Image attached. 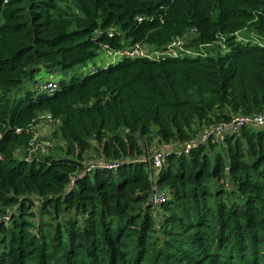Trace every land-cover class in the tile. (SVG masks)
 Wrapping results in <instances>:
<instances>
[{
    "label": "trees",
    "instance_id": "trees-1",
    "mask_svg": "<svg viewBox=\"0 0 264 264\" xmlns=\"http://www.w3.org/2000/svg\"><path fill=\"white\" fill-rule=\"evenodd\" d=\"M105 46L161 55L40 90V66L70 72ZM262 113L264 0H0V264H264V128L174 148ZM42 115L61 154L30 156ZM94 158L120 166L88 172Z\"/></svg>",
    "mask_w": 264,
    "mask_h": 264
},
{
    "label": "built area",
    "instance_id": "built-area-1",
    "mask_svg": "<svg viewBox=\"0 0 264 264\" xmlns=\"http://www.w3.org/2000/svg\"><path fill=\"white\" fill-rule=\"evenodd\" d=\"M185 46L184 39H177L173 42L168 49H170L173 54H177L183 51ZM107 56L112 61H117L119 59H134V58H150V59H159V52H151L146 47L136 46L132 49L122 50V51H112L107 46L104 47ZM53 79V80H52ZM57 89L56 83H54V77L52 75L51 80L40 87L42 92L54 93ZM47 116V119L54 122L50 115ZM255 127V128H264V113L253 115V116H242L235 115L229 121L223 122L218 125L210 126L200 132L197 138L194 141L184 145L181 149H177L178 154H189L194 148L199 145L207 144L211 140H216L218 142H224L226 137L229 135H238L245 127ZM52 143L50 141H43L41 143H35V139L31 144L30 156L43 153L51 147ZM175 146V145H174ZM145 162L148 164L150 173L157 174L167 162V152L164 149H154L151 153H147ZM120 164L118 162H108L102 158H94L88 162V172H92L96 169H106L109 171L116 170ZM168 199V195L164 192H155L151 196V202L155 206H160Z\"/></svg>",
    "mask_w": 264,
    "mask_h": 264
},
{
    "label": "rangeland",
    "instance_id": "rangeland-1",
    "mask_svg": "<svg viewBox=\"0 0 264 264\" xmlns=\"http://www.w3.org/2000/svg\"><path fill=\"white\" fill-rule=\"evenodd\" d=\"M248 34H249V32H243L240 35V37H241L240 39L244 38ZM102 60L111 61L110 58L107 56L106 52H104V51L100 52L98 54V56L93 61L89 62L88 65H86L84 67L77 66L70 72L54 71L52 74V73H49L43 66H40L39 67L40 72L38 74L37 79H41L43 81H46L47 79H49L53 75L54 80L57 83H59L61 80H70L73 74L80 73L81 75H87L89 68H92L93 62L99 63ZM28 87L33 88L34 86H33V84H29ZM55 129H56V126L54 125V123L52 121L47 119V116L42 115L39 118V123L34 128L35 143H41L43 141H50L52 143L51 147L47 151H44L43 153H41V155H48L50 152L51 153L54 152L56 154H61L59 152V150H60V147H62V143L60 142L59 139H57V138H55V136H53ZM156 132H157V127H154L153 128V136L156 135ZM143 144L146 146V149H147V147H149V149H151V151H153L158 146V141L154 137V139L150 142L149 145H147L146 142H144Z\"/></svg>",
    "mask_w": 264,
    "mask_h": 264
},
{
    "label": "crops",
    "instance_id": "crops-1",
    "mask_svg": "<svg viewBox=\"0 0 264 264\" xmlns=\"http://www.w3.org/2000/svg\"><path fill=\"white\" fill-rule=\"evenodd\" d=\"M51 78H52V76L49 78V80H51ZM52 80H53V79H52ZM174 148L177 150V149H179V148L181 149L182 147L175 145ZM170 149H171V148H170Z\"/></svg>",
    "mask_w": 264,
    "mask_h": 264
}]
</instances>
